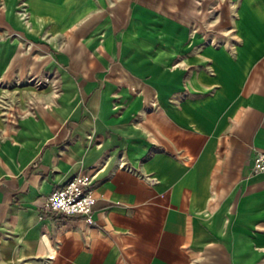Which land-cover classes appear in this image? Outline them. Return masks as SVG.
Listing matches in <instances>:
<instances>
[{"label":"crops","instance_id":"crops-1","mask_svg":"<svg viewBox=\"0 0 264 264\" xmlns=\"http://www.w3.org/2000/svg\"><path fill=\"white\" fill-rule=\"evenodd\" d=\"M258 151L264 0H0V264H264Z\"/></svg>","mask_w":264,"mask_h":264},{"label":"built area","instance_id":"built-area-1","mask_svg":"<svg viewBox=\"0 0 264 264\" xmlns=\"http://www.w3.org/2000/svg\"><path fill=\"white\" fill-rule=\"evenodd\" d=\"M253 173L264 171V152L258 151L252 164ZM96 198L92 188V175L81 173L71 177L64 185L55 187L37 206L64 216L89 217Z\"/></svg>","mask_w":264,"mask_h":264}]
</instances>
